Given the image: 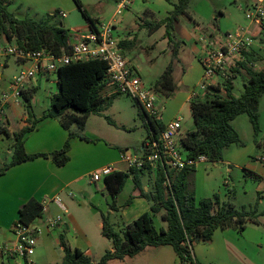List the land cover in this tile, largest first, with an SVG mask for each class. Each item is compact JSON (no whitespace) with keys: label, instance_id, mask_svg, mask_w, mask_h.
<instances>
[{"label":"trees","instance_id":"16d2710c","mask_svg":"<svg viewBox=\"0 0 264 264\" xmlns=\"http://www.w3.org/2000/svg\"><path fill=\"white\" fill-rule=\"evenodd\" d=\"M74 1L90 28L96 29L98 21L90 18L80 0ZM191 1L180 0L167 18L147 25L151 34L165 26V37L173 45V60L153 87L164 100L173 98L179 90L174 77V61L179 55L178 44L174 42V27L182 16H190L188 9ZM12 3L13 0H0V34L4 35L8 42L15 40L19 48L26 52L47 50L54 56L69 52V31L64 28L62 22V24L56 22L58 12L41 20L31 18L21 20L9 12ZM262 28L264 30V24ZM124 45V42H120L122 49ZM260 61H263V57L256 51H243L237 67L230 69L231 74H239L243 71L247 75L248 81L239 98L232 94L234 88L232 80L236 78V75H232L223 85L210 86L204 98L195 96L191 99L190 113L195 130L186 132L181 139V146L188 158L198 159L205 156L207 162L220 163L224 160L226 150L231 146H244V141L233 126V122L242 115L248 116L254 130L255 143L259 144L261 126L258 105L264 96V68L258 71L255 66ZM57 75L58 92L51 97L49 110L44 117L59 119L63 128L69 132V139L58 151L49 154H28L25 139L26 135L34 130V125L14 133L12 160L0 167V177L15 166L39 158L49 159L60 168L65 167L70 161L71 141L74 138L91 141L85 135L90 116L98 115L102 105L110 107L113 99L123 95L116 91L108 97L103 95L112 81L108 76L107 64L100 60L72 63L62 67ZM222 86L225 96L221 94ZM36 93L37 89L34 88L21 93L28 122H32L33 99ZM139 108L147 129L146 139L160 141L165 124L161 119L150 116L142 107ZM107 120L114 124L112 120ZM74 126L76 131L72 130ZM1 134L10 135L3 127H0ZM246 172L256 177L253 172ZM195 173L194 167L175 171L158 164L146 165L142 169L134 168L129 172H116L107 177L106 188L113 198L111 210H118L116 201L129 179L133 178L135 187L123 208H128L134 199L143 198L151 204V212L142 214L129 224L124 232L115 229L110 212L102 213V235L112 241L113 251H107L99 262L83 251L69 246L65 234L59 235V246L64 253L60 264H108L113 260L133 258L149 247L166 246L173 248L180 264H200L195 261L193 255L196 244L210 243L219 229L243 232L248 223L258 224L257 206L255 209L238 210L232 199L223 203L218 194L197 202L194 191ZM148 175L154 176L155 180L152 187L147 185L149 190L146 191L144 179ZM43 212L42 203L32 198L19 211L18 223L23 226L33 225L43 216ZM160 214L162 220L167 223V228L157 226L156 217ZM25 262L28 264L27 259Z\"/></svg>","mask_w":264,"mask_h":264},{"label":"crops","instance_id":"0c3cea01","mask_svg":"<svg viewBox=\"0 0 264 264\" xmlns=\"http://www.w3.org/2000/svg\"><path fill=\"white\" fill-rule=\"evenodd\" d=\"M113 1L117 6L111 19L107 23L105 21H98L96 26L100 27L102 25L111 23L114 25L115 33L118 28L117 19L125 12H123L121 15L116 16L119 0ZM146 1L147 0H134L133 4L125 11L130 12L132 8L138 6L139 12H141L142 15L154 16V13H152L151 10L144 8L146 5ZM141 2H143L144 4H141ZM166 2H168L170 6L174 4H171L169 0H166ZM248 3L247 6L250 7V5H252L250 3L252 2ZM159 4L162 5L161 2H159ZM173 9L174 7L171 6V9L167 10L166 17H163V19L152 23L163 21L169 16ZM76 10L77 9L73 8L70 12L57 11L58 17L62 19L61 21H64V19L69 18L70 14L72 15L73 13H77L78 11ZM143 10L145 11L143 12ZM54 13L55 12H53V14L51 15H54ZM60 13H65L66 17L62 18L60 16ZM76 23L77 22H73L74 26L71 29L72 31L68 30L70 38L73 41L75 40L77 34L84 33L88 29H90L89 23L87 21L78 22L77 24ZM178 24L179 22H177L174 27V42L178 44L179 50L178 58L174 61L175 72L177 65L181 63L180 54L181 50L183 49V45H186L184 41H180L177 38L178 36H181V34L179 35L177 32ZM259 24L262 27L263 24ZM143 26H147V24ZM142 27H140V30L142 29ZM163 28H165V26L161 27L158 31L162 30ZM248 29L249 28L247 27L246 30L248 31ZM210 33L221 37L225 35L220 34L219 31ZM161 40H163L167 44V46L163 48V52H167L169 50V55L172 56L173 59V45L169 42V39H167L165 35H163ZM120 41L125 43L123 49L129 66L140 76L142 66L140 65L141 60L139 55L140 51L145 50L144 48H141L142 40L140 39L138 34H130L129 36L121 38ZM157 45L158 42H156L154 47H156ZM150 48L151 46L149 47V49ZM138 49L140 51H138ZM203 49L204 48H202L200 56L198 57V61L201 66V60L204 57ZM6 66L4 67L5 69ZM182 72L184 74V77L179 78L181 79L179 84L188 89L187 93L184 95V102L190 105V101L193 98L194 94H198V96L204 98L206 94L204 95V93L200 89V85L202 82L197 83L196 85H193L191 87L192 77L189 75V73H186L184 68H182ZM47 78L49 79L50 77ZM12 80L13 79L9 80L8 78H6L4 74L0 76V94L8 93ZM214 80L217 81L218 78ZM175 81L177 82V80ZM32 82L30 81L28 83V89H36L35 84H33ZM220 82L221 81H218L217 85L221 84ZM196 86L198 87V90H195ZM36 95L33 99L32 122H28V114L26 112L25 104L22 98L18 99L17 103L16 99L11 98V103L6 106L4 114L0 116V127L5 128L10 133L9 136L5 134L0 135V156H7L5 163H10L12 160L15 143L13 134L20 132L26 127L34 125V130L28 133L25 139V148L28 154H49L58 151L64 147L65 143L69 139V132L63 128L59 119L44 117L49 110L51 96H48V103L46 104L40 103L38 99H36ZM113 105L110 108H113ZM102 113L103 112H100L98 115H91L88 119L85 130V135L88 139H90L91 141L99 140L100 142L93 143L91 141H85L80 138H74L71 141L70 161L65 167L60 168L49 159L39 158L33 162H27L15 166L11 168L5 175L0 177V235L2 239V241L0 242V246H13L16 243L17 238L13 231V228L19 221V211L32 198L37 199L44 206L42 217L46 216L47 211L55 214L54 217L59 214L64 215L63 225L57 230L56 234H54L55 232L46 230V228H44V224L42 228L43 233L41 231V236H38V242L43 241L44 245L47 247V250H49L48 242L58 241L59 246V235L65 234V238L69 246L74 249L76 248L83 251L86 255L92 257L96 262H99L107 251H113L112 241L103 237L101 219H97V231L96 229H91V231L87 229L84 230L80 226L74 215H72L71 213V205H73L72 203L76 202L77 208L75 209H82L84 210V212L87 211L93 218L98 216V214L101 215L102 211L110 212L111 219H114V217L117 216V219L123 222L124 229L142 214L151 212V204L143 198L134 199L132 204L128 208H123V206L129 200L128 195L125 192L129 188L130 196L133 193L135 187L133 178L129 179L125 189L116 201V205L118 207L117 211L111 210L109 201L107 200L106 196H104L107 207L106 210H102L100 206H97V204H93V200L91 198L98 195H95L93 193L94 195L92 194L91 198H85L83 196L84 193H89V186L91 184H94L91 182L92 173L100 170L105 166L110 165L120 167L123 170L124 167L122 165V151L129 149L127 145L123 144V136L119 134V132L124 133L129 131L128 124L121 122L119 123L117 120H112L114 124H111L106 120V122L103 121V124L99 123L100 126L98 128H95L93 131L90 130L91 124L93 122L92 118L98 117L99 119H103L104 116L102 115ZM160 119L165 125L171 122V120H163L162 118ZM6 145L8 146L7 149H5ZM142 147L143 144L140 147V151H142ZM261 161L263 162V159ZM258 162L260 161L257 160L256 164ZM1 164L2 163L0 160V167ZM220 164L228 166L230 163L228 161H222ZM210 169H213V167H210ZM204 170L207 172L206 175H208L206 177H209L211 175L210 172H214L213 170ZM229 170L231 171V169H228L227 173H230L231 175L232 171L230 172ZM204 173L196 172V175L198 176L199 174L202 177ZM103 182L105 184V180H103ZM95 185L98 184L96 183ZM209 186L210 183L206 182V180H204L203 178L197 184L195 190L197 202L204 198H211L214 194H218L221 198V202L223 203H227L232 199L231 195L228 194L223 196L222 194H220V192L217 193L216 190L210 192L211 194H209ZM144 188L146 191L149 190V187L147 185H145ZM104 189H107L106 184ZM72 190L78 191L81 194V198H83L84 200L78 198L76 195L75 197H71L70 194H72ZM56 198L60 199L65 205L67 209L65 213H61L60 208L55 203ZM111 199V201H113L112 196ZM91 223L93 222L91 221ZM156 223L159 228H167V223L162 220V214L156 217ZM254 225L256 226L255 228H260L259 220L258 224ZM256 233V229L251 230V227H246L243 232H239L233 229H219L213 235L212 241L210 243H201L194 246L193 255L195 261L200 264H264V244L259 239H255V236H253V234ZM91 234H94V236H91ZM260 237H262L261 234ZM60 250L61 253L58 255V257L62 262L64 253L61 248ZM0 259L2 260V263L5 264V258L3 257ZM27 262L28 264H37L33 257L27 259ZM108 264H179V258L173 248L170 246L162 248L149 247L133 258H126L121 261L113 260Z\"/></svg>","mask_w":264,"mask_h":264},{"label":"rangeland","instance_id":"374dc122","mask_svg":"<svg viewBox=\"0 0 264 264\" xmlns=\"http://www.w3.org/2000/svg\"><path fill=\"white\" fill-rule=\"evenodd\" d=\"M80 1L90 18L99 22L105 21L106 23L111 19L117 6L113 0ZM179 1L180 0H169L171 4L174 3L171 5L172 7L178 4ZM159 2H161L162 5L159 4ZM248 2L253 3L255 0H192L188 9V14L190 16H182L180 18L179 24L177 25V32L179 35L181 34V36H178L177 38L180 41H184L186 45H183V49L180 54L181 63L177 65L176 72H174V77L175 80H177L179 90L176 95L169 100L160 98L158 109L161 112V118L163 120L172 121L176 118L182 119V134L195 130V124L190 113V105L184 102V95L187 93L188 89L179 84L181 80L179 78L184 77L182 68H184L186 73H189L192 77L191 87L197 83H201L204 75L203 67L198 61V57L200 56V52L203 48L202 43L198 40V34L202 35L203 33L217 31H219L220 34H226L228 32H233L238 28L247 29L248 27L249 29L247 33L253 40L250 50L256 51L263 57V61L258 62L255 69L260 71L264 68V30L262 31V27L258 22L251 23V21L246 18V11L249 7L247 6ZM141 4L144 3L141 2ZM171 6L168 2H166V0H147L144 8L151 10L156 17L142 15L137 6L132 8L130 12L124 11L125 13L117 19L118 28L114 33L116 38L120 40L130 34H138L142 40L141 48H144L145 50L140 51L138 49V51H140V65L142 66L140 78L147 88L153 89L155 83L159 80L173 59L172 56L169 55V50L167 52H163V48L167 46L166 42L161 40L163 35L166 33L165 28L155 32L154 34H150V27L143 25H149L152 22H156L163 19V17H166L167 10L171 9ZM73 8L77 9L76 11L78 12L73 13L72 15L70 14L69 18L64 19V21H61L62 19L59 17L56 19L58 24H62L61 22H64V28L72 31L71 29L74 26L73 22H86L83 13L79 11L74 0H13V3L9 6V12L13 13L16 18L21 20L25 18L41 20L53 14V12H70ZM144 11L145 10H143V12ZM140 27H142L141 30ZM0 40V52L7 47L15 46L17 44L15 40L11 43L8 42L5 36L1 34ZM156 42H158V45L154 47ZM150 46L151 48L149 49ZM5 66L6 69L4 68ZM28 67H30V63L25 64L24 62L18 61L15 57H0V76L4 74L9 80L16 78L19 73ZM229 70L230 69H228L225 74H221V77H218L217 81L214 80V84L217 85L218 81H221L220 85H223L224 81L228 79V77L236 75V78L232 80L234 84L232 94L234 97L239 98L244 92L245 83L248 81L247 75L243 71L239 74H231ZM47 77L50 78L48 79ZM57 77L58 75L56 74H52V76L37 75L31 80L37 89L36 99H38L40 103L47 104L48 96L50 95L52 97L58 92ZM197 86L195 87V90H198ZM222 88L221 94L225 96L226 93L224 87L222 86ZM114 91L115 86L111 84L105 89L103 95L105 97L111 96V93ZM112 105L113 108H110ZM112 105L110 107H107L106 105H102L100 107V112H103L102 115L104 118H92L93 122L90 130L93 131L95 128H98L100 126L99 123L103 124V121L106 122L107 119L117 120L119 123L128 124L129 131L124 133L119 132V134L123 136V144L127 145L129 148L126 150H130L131 152H135L140 155V147L147 138V129L143 118L140 116V108L138 104L131 97L120 95L113 99ZM258 113L260 116L261 126V133L258 137L259 144L255 143L254 130L248 116H239L233 122V126L239 132L245 145H233L226 150L223 161H228L230 163L228 166L220 164L221 162L217 164L210 162L198 164L196 172L205 173L202 177L199 174L197 176L195 173L194 191L196 190L197 184L203 178L206 182L210 183V189L208 191L209 194H211L210 192L216 190L217 193L220 192L223 196L228 194L231 195L232 202L238 210H242L243 208H246L247 210L255 209L257 206L260 228H255L256 226L252 223H248L246 227H251V230L256 229L257 233L253 234V236H255V239H259L264 244V96L261 98L258 105ZM72 130L76 131V127L74 126ZM91 142L98 143L100 141L92 140ZM7 147L8 146L6 145L5 149H7ZM6 159L7 156H0L2 163L1 166L5 164ZM262 159L263 162L261 161ZM257 160L261 163L258 162L256 164ZM210 167H213V169H210ZM204 169L208 171L213 170L214 172H210L211 175L206 177L208 175H206L207 172ZM228 169H231L232 172L229 170L231 175L230 173H227ZM246 171L254 172L256 177L249 175ZM154 180V176L151 177L148 175L145 177L144 183L145 185L152 187ZM97 184L98 185L91 184L89 186L90 189L88 190L89 193H84L83 196L85 198H91L93 193L98 195L91 198L93 200V204H97V206H100L102 210H106L107 207L104 196H106L109 204L111 205L113 203V201H111V194L108 189H104L105 184L103 180ZM71 192L78 198L83 199L78 191L72 190ZM125 193L128 195L129 199V188ZM72 204L71 213L84 230H95L98 222L97 219L102 220V213H108L107 211H102L101 215L98 214V216L93 218L89 212H84L82 209H75L77 208L76 202ZM54 215L55 214L52 212L47 211L45 217L39 218L35 221V225L41 229L42 233V228L46 219H53ZM62 217L64 219L63 214ZM91 221L93 223H91ZM111 222L117 231L124 232L123 222L118 220L117 216L114 217V219L112 218ZM56 232L54 234H56ZM260 234L262 237H260ZM91 236H94V234H91ZM1 241L2 239L0 235V242ZM48 249L49 250H47L43 241L37 242L35 256H32L37 264H59L61 262L58 257L61 253L58 241H49ZM4 262L5 264H26L24 260L19 259L8 260L5 258ZM0 264H3L1 259Z\"/></svg>","mask_w":264,"mask_h":264},{"label":"built area","instance_id":"2783aa9c","mask_svg":"<svg viewBox=\"0 0 264 264\" xmlns=\"http://www.w3.org/2000/svg\"><path fill=\"white\" fill-rule=\"evenodd\" d=\"M134 0H119L116 16L127 10ZM62 18L65 13H60ZM246 18L253 22L264 24V0H255L246 11ZM202 31V30H201ZM198 40L203 45V59L201 60L204 75L200 85L201 91L208 93L210 86H216L214 79L220 78L228 69L236 68L243 51H250L253 44L251 36L246 29L238 28L228 32L224 36L213 33L198 34ZM120 40L114 35V25L107 24L96 29H88L77 34L75 40L69 39V52L54 56L47 50L24 51L18 44L5 48L0 52V57H15L18 61L30 63L10 83L8 93L0 94V116L4 114L6 106L11 103V98L21 99V93L28 89V83L37 75L49 76L58 74L62 67L72 63L87 60H100L108 66V76L115 86V91L131 97L139 107H142L150 116L161 118L158 109L159 95L154 89L147 88L140 76L129 66L124 50L120 47ZM232 66V67H231ZM230 71V70H229ZM198 96L194 94L193 97ZM182 119L176 118L165 125L160 141L146 139L143 143L141 154H135L126 150L122 154L123 170L117 166H105L91 175V182L96 184L105 180L116 172H129L131 169H142L148 166L165 165L170 170L182 171L207 162L205 156L198 159L188 158L181 146ZM125 170V171H124ZM71 197L75 195L70 194ZM55 203L61 213L67 211L65 205L58 198ZM63 225L62 214L45 222L46 230L56 232ZM13 231L16 235V243L13 246H0V258L8 260L29 259L35 255V248L41 229L37 226H23L17 223Z\"/></svg>","mask_w":264,"mask_h":264}]
</instances>
